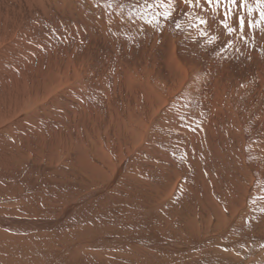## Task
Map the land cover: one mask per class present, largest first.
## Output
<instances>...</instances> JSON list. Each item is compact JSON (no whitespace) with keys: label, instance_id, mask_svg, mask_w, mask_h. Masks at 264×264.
Wrapping results in <instances>:
<instances>
[{"label":"bare ground","instance_id":"6f19581e","mask_svg":"<svg viewBox=\"0 0 264 264\" xmlns=\"http://www.w3.org/2000/svg\"><path fill=\"white\" fill-rule=\"evenodd\" d=\"M155 4L0 0L16 264H264V2Z\"/></svg>","mask_w":264,"mask_h":264},{"label":"snow or ice","instance_id":"6c2138e0","mask_svg":"<svg viewBox=\"0 0 264 264\" xmlns=\"http://www.w3.org/2000/svg\"><path fill=\"white\" fill-rule=\"evenodd\" d=\"M185 2L188 4H191L192 0H185ZM205 2L209 6H211L213 4L214 0H205ZM220 2H221V0H215V3H217V4H219ZM224 2L227 4L235 5L237 3V0H224ZM243 2H244V0H240L241 6L243 5ZM259 2H264V0H259ZM199 3H200V0H196V4L199 5ZM171 6H172V0H168L167 6L162 4V0H156L155 5H148L149 8H151V7H165L166 10L162 14L161 13H154V16L162 15L165 20L169 19L171 16V10H172ZM228 11H230V9H226V12H225L226 18H227ZM250 13H251V9H249V14ZM261 17L264 18V12H261ZM196 19H197L198 24H200V25H204L206 23V21L201 17H197ZM148 23H151V21H148ZM249 26H251V22H249ZM192 27H196V24H193ZM224 27L227 29V31L229 33H231L233 31V28L230 27L229 25H227L226 23L224 24ZM243 27H244V19H243V17H240V29H241V31H243ZM177 28H179V24H177Z\"/></svg>","mask_w":264,"mask_h":264},{"label":"rangeland","instance_id":"374dc122","mask_svg":"<svg viewBox=\"0 0 264 264\" xmlns=\"http://www.w3.org/2000/svg\"><path fill=\"white\" fill-rule=\"evenodd\" d=\"M197 79H198V81H197ZM204 80L205 79L203 78V76L200 75V73H199L198 70H191L190 71V76L187 79L186 83L184 84L185 87L183 86L184 87L183 88L184 89L183 90V94L186 95L187 97L195 94L196 92L199 91L200 85H202V83L204 82ZM0 247L6 249L2 245H0ZM1 255H2V257H0V264H16L15 261L16 260H18V261L20 260V257L15 256V255H13V256H9V255L4 256L2 253L0 254V256Z\"/></svg>","mask_w":264,"mask_h":264}]
</instances>
